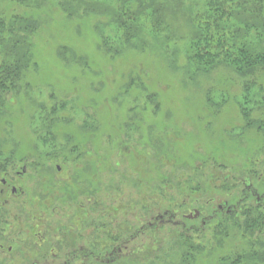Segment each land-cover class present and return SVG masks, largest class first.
I'll use <instances>...</instances> for the list:
<instances>
[{"label":"rangeland","instance_id":"374dc122","mask_svg":"<svg viewBox=\"0 0 264 264\" xmlns=\"http://www.w3.org/2000/svg\"><path fill=\"white\" fill-rule=\"evenodd\" d=\"M48 9L37 12V68L0 114V178L10 183L0 205V264H112L130 253L138 264H175L174 232L209 251L221 237L217 199L233 206L247 173L264 194V140L240 114L245 107L253 120L264 118V77H255L244 106L253 78L194 68L184 9L162 14L156 28L140 18L144 28L115 58L101 44L120 35L106 18ZM195 210L200 216L187 219Z\"/></svg>","mask_w":264,"mask_h":264},{"label":"trees","instance_id":"16d2710c","mask_svg":"<svg viewBox=\"0 0 264 264\" xmlns=\"http://www.w3.org/2000/svg\"><path fill=\"white\" fill-rule=\"evenodd\" d=\"M186 2L187 6L184 5ZM109 6L98 0H0V114L10 102H14L7 96H19L28 87L25 77L37 68L34 39L42 28L37 12L46 7L60 8L69 19L79 16L78 11L84 16L106 18L120 34L119 39L115 38L112 42L101 39L106 55L114 58L124 52L123 49L137 37L138 30L144 28V23L139 22L140 18L146 17L150 21L146 23L156 28L163 18L162 14L183 13L184 9L191 26L188 60L194 68L205 70V74L225 67L242 78H253L246 79L244 85V106L248 105L250 91L256 88L255 77H264V0H120L113 7ZM13 8L22 12L9 14ZM50 9L49 14H52ZM61 50L64 57L66 53H72L66 46ZM189 71L188 65L183 74L186 72L190 77ZM206 104L214 105L209 97ZM250 109L240 108L244 128L255 129L257 138L264 140V118L253 120ZM170 136L167 133V138ZM175 138L178 140V137ZM91 156V152L86 154L87 159ZM251 178V174L247 173L245 187L239 192L238 199L233 203L235 208L232 207L229 214L218 209L213 211V215L218 217L214 232L221 237L215 240L210 250L204 251V247L196 244L188 234L174 232L170 236L175 248L169 256L171 262L264 264V194L252 186ZM145 212V216L149 215L148 211ZM159 219H162L161 216ZM255 233H258V238H254ZM43 250H46L45 246ZM70 254V257L75 256V252ZM138 258V255L130 253L124 259L119 258L121 260L116 259L117 262L111 263L138 264L142 261ZM166 258L168 261V255ZM88 261L83 258L80 264H94ZM161 261L157 258L149 264H160Z\"/></svg>","mask_w":264,"mask_h":264},{"label":"flooded vegetation","instance_id":"af4514ba","mask_svg":"<svg viewBox=\"0 0 264 264\" xmlns=\"http://www.w3.org/2000/svg\"><path fill=\"white\" fill-rule=\"evenodd\" d=\"M59 168V167H58ZM241 182H244V180H241ZM10 183H9V181L7 180V176L6 175H4V177H1L0 178V205H2V204H4L5 202H6V199L2 202L1 201V197L4 195V193H5V188L6 187H8V185H9ZM245 184V183H244ZM222 187V186H221ZM224 189V188H223ZM10 192H11V194H15L16 193V189H15V187L14 186H11L10 187ZM226 190V189H225ZM217 198H215V199H213V200H216ZM218 200V205H217V209L218 210H220V211H224L225 213H230V211H231V209H232V207H233V209L235 208V206L233 205H230V204H228L227 203V201L226 202H224V203H222V201H220L219 202V199H217ZM257 200V199H256ZM196 214H197V216H196ZM198 215L200 216V212H198L197 210H195L194 211V214H192V215H189V216H187L186 215V218L187 219H189V218H193V217H195V218H197L198 217ZM8 219H10V213L6 216ZM8 231L9 232H5V236L3 235V237L4 238H6V237H8L9 238V236H10V228H8ZM21 233H22V235H24V236H26V230H24V228L22 229V231H20ZM36 239H37V243H39V244H41L40 245V248H42L43 249V247L45 246H43V242H44V237L43 236H41L40 234H36ZM22 239H25V238H22Z\"/></svg>","mask_w":264,"mask_h":264},{"label":"water","instance_id":"95a60500","mask_svg":"<svg viewBox=\"0 0 264 264\" xmlns=\"http://www.w3.org/2000/svg\"><path fill=\"white\" fill-rule=\"evenodd\" d=\"M196 216H197V214H196Z\"/></svg>","mask_w":264,"mask_h":264}]
</instances>
